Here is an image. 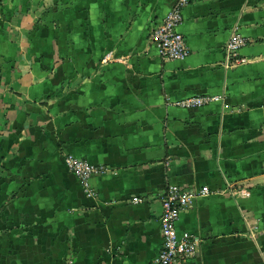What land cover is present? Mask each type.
Here are the masks:
<instances>
[{
	"label": "crops",
	"instance_id": "obj_1",
	"mask_svg": "<svg viewBox=\"0 0 264 264\" xmlns=\"http://www.w3.org/2000/svg\"><path fill=\"white\" fill-rule=\"evenodd\" d=\"M178 1L0 0V264H155L169 185L211 189L176 223L184 264H264V0H186L190 55L165 62L150 34ZM67 154L109 167L96 197Z\"/></svg>",
	"mask_w": 264,
	"mask_h": 264
},
{
	"label": "built area",
	"instance_id": "obj_2",
	"mask_svg": "<svg viewBox=\"0 0 264 264\" xmlns=\"http://www.w3.org/2000/svg\"><path fill=\"white\" fill-rule=\"evenodd\" d=\"M186 4V0H179L166 17L151 30V41L162 61H185L190 55L185 37L178 31L179 25L183 22V10ZM246 45L247 41L235 27L225 45L226 67L248 62L247 58L240 57L238 54L239 50ZM221 100L220 96H196L178 101L175 105L184 109H195ZM63 161L67 170L80 180L84 193L89 197H96L92 179L94 176L110 172L109 167L93 165L70 154L65 155ZM226 189L233 197L247 198L250 196L246 189L237 188L229 182H227ZM210 193L211 189L207 186L199 189H186L178 185L167 187L162 196L163 212L160 217L162 242L160 251L154 260L155 264H184L186 260L195 256L200 239L189 233L179 235L176 223L181 212L191 206L195 199L206 197ZM133 202L140 203L141 199L133 198Z\"/></svg>",
	"mask_w": 264,
	"mask_h": 264
}]
</instances>
